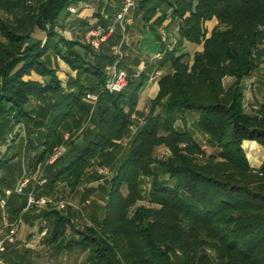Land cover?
Listing matches in <instances>:
<instances>
[{"label": "trees", "instance_id": "16d2710c", "mask_svg": "<svg viewBox=\"0 0 264 264\" xmlns=\"http://www.w3.org/2000/svg\"><path fill=\"white\" fill-rule=\"evenodd\" d=\"M74 1L0 0V138L22 123L21 148L32 153L34 169L63 143L64 131H79L46 163L36 196L59 181L74 191L96 161L112 173L102 188L105 201L87 204L93 223L79 229L66 208L47 204L23 211L31 183L23 194L12 191L6 198L12 218L43 219V242L55 250L86 251L85 264H264V159L251 166L242 147L248 139L264 149V103L246 111L242 85L264 66V0H138L134 21L150 30L164 25L177 40L155 61L164 73L145 114L136 108L149 77L145 69L135 75L123 57L127 85L116 93L103 90L105 67L114 60L111 47L121 38L118 25L98 48L56 30ZM109 18L94 12L77 27L85 34L107 26ZM211 20L216 23L208 30ZM185 43L202 48L190 55L180 51ZM56 57L75 71L64 85L53 67ZM32 73L42 82L24 78ZM88 91L99 93L91 112ZM134 112L143 122L135 123L123 146ZM160 146L168 151L163 158L155 155ZM9 150L0 156V199L19 174L18 152ZM144 177L150 180L146 196ZM139 199L149 205L137 204ZM29 254L7 245L4 258L34 264Z\"/></svg>", "mask_w": 264, "mask_h": 264}, {"label": "rangeland", "instance_id": "374dc122", "mask_svg": "<svg viewBox=\"0 0 264 264\" xmlns=\"http://www.w3.org/2000/svg\"><path fill=\"white\" fill-rule=\"evenodd\" d=\"M73 4L77 5V1H74ZM83 5H84V3H83ZM214 24H213V21L209 22V27H212V25H214ZM136 25L140 26L141 24L136 23ZM65 27H67V26L64 22L63 27H61V25H60L57 28H59L62 32ZM57 28H56V30L59 32V30ZM165 31L167 33L168 31H172V29H166L165 28ZM82 37H83V33H82ZM79 39L82 40V38H79ZM146 41L150 42V43H155L156 45L158 44L157 46H159V47H160V45H162L161 50L163 49V42L161 40L158 41L156 39L155 32H153L151 35H148L146 37ZM184 46H185V50H184L185 52H188L190 55H192L194 53L195 47H196L194 44L185 43ZM180 51H183V49L181 48ZM57 58H60V57L55 58V60L53 61V67H55V69H56V74H57V77L59 78V80H61V82L63 84H65L67 82L68 78L71 77V75L67 74V72H64L61 70L59 64H60V61L63 59H61V58L57 59ZM123 69L126 71L125 68H123ZM126 73H127V71H126ZM74 75H75V73H74ZM24 78L25 79L28 78V79H32V80L42 82L41 77H39L38 75H36L34 73H32L28 76H24ZM227 81H228V79L226 78L224 80L225 84L227 83ZM256 82H258V85L261 87L264 85V82H262V81L261 82L256 81ZM139 91L141 92V89ZM250 106H251V102H250V104H247L245 106L246 111H249L248 108H250ZM91 108H92V106L90 105V112H91ZM140 110L143 111V113L145 114L148 110V103L145 104ZM133 114L135 115L134 116L135 119L132 117L131 118L135 122L130 127L129 135L126 136V138L123 140V142H122L123 146H124L125 142H127L129 140L130 136L133 134V132H134L133 128L135 127L134 126L135 123L138 122L141 124L143 122V119L138 118L137 114L135 112ZM191 120H192V118L188 119L189 125H191ZM74 131H75L74 129H72V133H70L69 131H64L63 143L54 147V148H58V147L63 146V150L59 155H61L66 149V146L64 143L73 139V137H75V135L78 134V132H79V131L78 132L77 131L74 132ZM24 132H25L24 125L22 123H19V124H16L14 126L13 131H11L7 134H4L3 139L0 138V156L2 154L6 153L7 149L8 150L10 149L8 151V154L18 152L17 158H19V159L14 161V164H16L14 166V168H17V170L19 171V174L17 176V180H16L15 184H17L19 182V180H21L22 178L28 177L27 173L28 172L30 173L29 168H27V160H28L29 155L25 154V152L27 153V151L23 152V150L21 148V142H20V136L22 137L24 135ZM73 133H75V134L73 137H71V134H73ZM65 134H67L69 137L67 140L64 139ZM76 139L78 140L79 138H76ZM54 148H53V150H54ZM203 148H205V150L207 152L214 151L211 148L206 147L205 145H203ZM258 148L259 149L257 151H255V150L252 151L253 155L250 154V152H248V149H247V153L249 155L248 156L246 155V157L248 159L249 164H250V162L252 163L254 159H256V160L261 159V155L263 153H262L260 147H258ZM243 149H244L245 154H246V147L245 148L243 147ZM167 154H168V151L163 146H160L156 149L155 155L157 158H163ZM94 163L95 164L90 165L86 169V171H85V173L81 179V182L79 183V186L74 191H70L69 188L67 187V185L64 182H60V181L55 183L51 190H49V189L43 190L42 189V191H40L41 195L47 196L46 198L51 199L53 202H56L59 199H65L66 201L72 202L75 206L80 207V209L74 208V211L71 209H68V208L65 210V213L66 212L68 214L70 213V215L72 216V218H71V216H70V218H71L73 224H75L77 227H79V229L82 228L83 224L90 225L93 223L92 219L89 216V214H91L93 212V210H92L93 206L92 205L88 206L87 205L88 203H84L83 199H85V198L89 199L90 203L95 202L96 205H98V206H102L104 204V201H105L104 195H103L104 190H102V188L105 187V183L97 185V186L94 185V182L98 179V175H99L98 168L99 167H106L108 169L107 178L105 180L109 179V177L112 174L106 164H99L96 161ZM45 165H46V163H44V164L40 163L39 164L37 172H36V176L38 175V173L41 172V175L44 177L45 169H46ZM149 182H150L149 179H147L145 177L143 178V185L141 186V189H142V194L144 196H146L149 193ZM89 188H92V191L88 194L87 189H89ZM48 191H49V193L46 194V192H48ZM125 192L126 191L123 190L124 194H125ZM86 193L88 195L85 196ZM137 204L149 205V203L146 201V199H142V200L139 199L137 201ZM84 205H86L88 207H85ZM0 211H1V209H0ZM96 213L98 216L100 215V211H96ZM96 213H94V214H96ZM16 218H11L12 220L10 219V221H15ZM0 220H1V215H0ZM19 225H20V222L18 223V227H19ZM38 228H41V230L44 231L43 235H41L40 238L36 237V236H39L40 231H39V234H38V231H36V233L27 234L28 240H31V241L36 240V242L38 241L37 245L34 248H32V249L30 248V250L33 251L32 258L34 257L35 264H85V259H86V255H87L86 251L81 250L80 248H71V249H67V250H55L53 247H51L50 245L43 242V236L45 235V233L48 229L47 223L46 222L41 223V227H40V225H38Z\"/></svg>", "mask_w": 264, "mask_h": 264}, {"label": "crops", "instance_id": "0c3cea01", "mask_svg": "<svg viewBox=\"0 0 264 264\" xmlns=\"http://www.w3.org/2000/svg\"><path fill=\"white\" fill-rule=\"evenodd\" d=\"M79 1L82 4V7L80 8V10L76 14L67 13L60 20V24H62L61 27H63L64 22H65L67 27H65L62 32L59 28H57V29L59 30V33L62 36L66 37V38H77L78 40H81L79 38H82L81 41H86V38L84 36L85 34H83V37H82V32L77 27V20L82 19V18L89 19L90 15L93 14L94 12H100L102 14V16L112 15L114 13V11H116L120 7V1L119 0H79ZM77 3H78V1H77ZM83 3H84V5H83ZM167 21H168V19L165 21V23ZM212 21H213V24L216 23V20H211L209 22H212ZM209 22L207 23L208 30H210L215 25L214 24V25H212V27H209ZM136 23L137 22L134 21V18H133V23L131 25H128L127 29H126V34H125V39H124V44H123V53H124L123 64L125 65V68H131L132 70H134L135 75L139 71L145 69L147 75L149 76L148 80L142 86L141 92L139 91V93H138V103H137L136 108H137V110H140L145 104H147L149 102V100L151 98H153L156 95L157 90H158V83L157 82H158L159 77L164 73V70L158 69L156 66H154L155 61L158 59V56L160 55V53L163 50V49L161 50L162 45H160V47H159V46H157L158 44L156 45L155 43H150V42L146 41V37L148 35H151L153 32H155V34H156V39L158 41L160 40V36L158 34L157 28L155 30H150L148 28H143L141 26H137ZM167 33L169 36H174V31H168ZM181 48L183 49L182 52H185L184 51L185 46H182ZM201 48H202V45H197L195 47V50L196 51L201 50ZM111 52H112V50H111ZM57 59H60V58H57ZM134 60H138V63L136 65L134 63ZM59 66H60L62 71L67 72V74H70L71 76H74L75 72L70 70V68L66 65V63L63 60L60 61ZM227 79H228L227 83L225 84V82H224L225 85H227L231 81L230 77H227ZM256 81L264 82V66L263 65H260L255 71H253L251 73L250 76H248L247 78H244L242 80L243 92H244L243 106H244L245 110H246V108H245L246 99H248L250 102H252L254 104L264 103V87H263L264 85L261 87L258 85V82H256ZM250 102L248 104H250ZM248 109L250 111L251 107ZM242 146L244 148L246 147V155L247 156L249 155L247 153V149H248V152H250V154L253 155L252 151L253 150L257 151L259 149L258 147H260V149L263 153L261 155V159L260 160L254 159L252 163L250 162L251 166L258 167L261 164L262 160L264 159L263 147L260 144H258L256 141L248 140V139H245L242 141ZM29 155H30V152H29ZM29 162L30 161L28 159L27 160V168H29L30 173L29 172L27 173L28 177H26V179L28 181L24 187L25 190L29 184H31V183L33 184L35 182L36 172H37V169L39 166V164H38L33 169L32 167H29ZM15 186H16V184H15ZM32 187L29 190H31ZM13 189H6V190H13ZM36 190H37V188L35 189V196L37 193ZM8 196L9 195H7V196L5 195V197H3V198H5V200H6V198ZM39 197H47V196L41 195V194H39V196H36V198H39ZM34 207L42 208V206H39V205H34ZM27 208L28 207L25 206L23 208V211H25ZM67 208L74 211L75 205L72 202H69V205L66 207V209ZM0 209H1V207H0ZM36 212L37 211H35L34 213H36ZM4 213L7 216L8 220H10L12 218V216L10 215L8 210L6 209V204H5L4 212L1 209V220H2V216ZM16 217L20 218V225H19V228H18V231L16 234V240L13 243H9L8 246L10 247V246L14 245L16 247V249H18L20 251H22L23 249L29 250L30 251V254H29L30 258L34 262V257L32 258L33 251L30 250V248L31 249L34 248L37 245L38 241L36 242V240H32V241L28 240L27 234L36 233V231H38V234H39V231H40L39 236H36V237L40 238L41 235H43L44 231L41 230V228H38V225H40V227H41V223H43L45 221L41 218H35L32 216H25V215H23V216L18 215ZM16 217H13V218H16ZM34 264H35V262H34Z\"/></svg>", "mask_w": 264, "mask_h": 264}, {"label": "built area", "instance_id": "2783aa9c", "mask_svg": "<svg viewBox=\"0 0 264 264\" xmlns=\"http://www.w3.org/2000/svg\"><path fill=\"white\" fill-rule=\"evenodd\" d=\"M120 1V7L114 13L111 15V22L107 24V26L103 27L101 25H97L95 27L89 28L85 32V38L86 41L93 46L94 48H98L99 45L106 40L107 37L111 36L114 32L115 25H118L120 27L121 31V38L118 43L112 45L111 50L114 55V60L111 64H108L105 67V82L103 90L108 93H116L120 92L124 89V87L127 85L128 79H127V73L126 71L119 66L121 63L124 53H123V44L126 34V29L128 25H131L133 23V14L132 11L136 6V2L138 0H119ZM82 7V4L80 1H78L77 5L69 4L67 7V11L69 14H76L80 8ZM108 16V15H107ZM107 16H103L104 19L107 18ZM160 40L163 42V50L158 56V59H160L164 52L169 51L174 48V46L177 43L176 37L169 36L168 33L165 31L164 25H160L157 27ZM264 87V86H263ZM98 92H86L85 99L89 102V104L92 106L91 111L96 105L97 99H98ZM249 103V100L246 99V105ZM251 109H257V105L253 104L250 106ZM134 114H131V117L134 118ZM68 135H64V139H68ZM63 146L54 148L53 152L48 157L46 163H51L59 156V154L62 152ZM98 179L94 182V185H100L105 182V179L107 178L108 169L106 167H99L98 168ZM27 179L22 178L19 180V182L16 184L13 190H6L5 195H9L12 191L17 194H23L24 193V187L27 184ZM46 179L41 175V172L38 173V175L35 178L34 185L31 190H29L26 193L27 197V207H32L34 205L39 206H45L47 204H50L57 208L58 210L65 209L69 202L65 199H59L56 202H53L51 199H48L46 197H39L36 198L35 196V187L36 186H42L45 183ZM84 203H89V199H86ZM6 200L5 198L0 199V207L4 212ZM76 209H80V207L75 206ZM20 222V218H16L15 221L8 220L5 213L2 216V220L0 221V264H8L6 259L4 258V254L6 252V247L9 243H13L16 240V234L18 231V223Z\"/></svg>", "mask_w": 264, "mask_h": 264}]
</instances>
